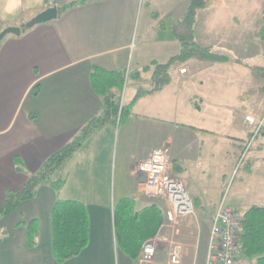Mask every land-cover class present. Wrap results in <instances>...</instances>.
<instances>
[{
    "label": "crops",
    "instance_id": "crops-1",
    "mask_svg": "<svg viewBox=\"0 0 264 264\" xmlns=\"http://www.w3.org/2000/svg\"><path fill=\"white\" fill-rule=\"evenodd\" d=\"M68 2L0 0V32L8 27L21 29L47 8ZM240 3L208 0L197 14L194 29L199 46L230 61L212 63L194 57L185 66L174 64L168 86L141 97L132 115L118 126L93 133L58 173L65 180L58 193L43 186L34 199L0 221V264H58L52 254L51 228L57 199L84 203L90 220L88 246L64 264H139L118 247L113 212L120 201L133 199L136 210L155 205L165 220L164 202L138 194L144 175L136 172L138 162L163 148L169 150L174 175L183 182L195 212L212 213L222 199V182L214 181L219 164L228 158L232 163L240 159L249 139L244 119L262 117L264 110V73L255 71L262 67L249 64L246 55L254 42L264 49V38L256 36V29L237 28L236 21L246 18V12L242 15L238 10L253 8L252 0H245L244 6ZM188 4L189 0H105L68 10L1 41L0 203L6 192L20 190L29 174L100 112L101 98L90 81L93 68L134 72L152 61L166 63L178 54L180 45L168 28L184 16ZM260 16L263 19L264 10ZM183 68L185 74L180 73ZM150 89L151 73L129 78L123 102L128 104L139 90ZM118 127L125 131L113 161L109 145ZM15 158L21 159L25 172H16ZM244 203L241 194L226 199L229 208L240 211L239 217L252 205L264 207L261 202ZM33 221L39 235L30 247L27 227ZM191 224L192 219L185 218L179 226L178 240L185 247L183 264H205L208 236L200 248L184 241Z\"/></svg>",
    "mask_w": 264,
    "mask_h": 264
},
{
    "label": "trees",
    "instance_id": "trees-1",
    "mask_svg": "<svg viewBox=\"0 0 264 264\" xmlns=\"http://www.w3.org/2000/svg\"><path fill=\"white\" fill-rule=\"evenodd\" d=\"M102 1L105 0H72L58 7V15ZM207 6L208 0H189L184 16L168 28L180 45L178 54L168 62L152 61L134 72H109L96 67L92 69L90 81L93 91L101 98L100 112L88 120L60 150L50 154L36 172L29 174L20 190L6 192L4 200L0 203V221L12 214L23 202L34 199L43 186H49L58 193L65 183L63 178L58 177V173L80 150L83 143L96 131L106 126H118L131 116L134 105L141 97L159 92L168 86L171 82L169 71L174 64H184L194 57L212 63L230 61L228 57L216 55L211 48L201 47L195 41L197 14ZM27 24L21 25L22 32L30 29ZM160 27L165 29L164 24ZM256 36L264 38V25L256 32ZM235 61L241 63L240 60ZM254 70L264 73L263 68ZM144 73H151V89L139 90L133 100L125 104L122 96L126 81L129 78L137 80ZM38 90L37 85L32 94L37 96ZM30 118L34 119L35 116ZM14 164L16 172H25L21 159L15 158ZM135 207L133 199H124L117 204L113 212L116 243L131 260L138 259L143 243L154 237L164 222L163 212L157 206L150 205L139 211ZM240 219L241 258L246 263L253 259L255 264H264V207L252 205L242 213ZM51 228L52 254L56 263L64 264L78 257L89 242L90 220L86 205L79 201L57 199L51 211ZM38 235L37 222L29 223L27 237L30 247L36 245Z\"/></svg>",
    "mask_w": 264,
    "mask_h": 264
},
{
    "label": "built area",
    "instance_id": "built-area-1",
    "mask_svg": "<svg viewBox=\"0 0 264 264\" xmlns=\"http://www.w3.org/2000/svg\"><path fill=\"white\" fill-rule=\"evenodd\" d=\"M181 74L186 69L180 70ZM249 139L240 155V163L251 151L264 126V116H246ZM136 172L144 175L138 194L154 202H164L165 220L155 237L143 243L139 264H156L161 245L167 247L166 264H183L185 247L179 242V226L183 219L196 216L194 203L183 182L174 175L172 159L167 148L154 151L149 158L138 162ZM241 219L226 205L225 197L214 208L208 235L205 264H245L240 250Z\"/></svg>",
    "mask_w": 264,
    "mask_h": 264
},
{
    "label": "rangeland",
    "instance_id": "rangeland-1",
    "mask_svg": "<svg viewBox=\"0 0 264 264\" xmlns=\"http://www.w3.org/2000/svg\"><path fill=\"white\" fill-rule=\"evenodd\" d=\"M246 1L247 3L250 2V0ZM244 2L245 0H241V3L238 5L244 6ZM252 3V11L249 9L247 11H244L243 7H241L242 9L238 10V13H241L242 15H244V12H246V18L244 19L243 17V20L239 18L238 21H236L237 28L259 30L264 25V21L260 16L261 11L264 10V0H252ZM27 23L28 22L25 21L23 24ZM255 43L257 42H254V46H252L251 50L246 53V55L248 56L247 62L251 65L261 66L262 68H264V49L259 47ZM183 66H185V64H183ZM124 131V129H119L118 127L115 130L113 143L111 146L109 145L113 161L116 157V148L120 138V134L122 133L121 136L123 137ZM257 147L258 149H256ZM256 160H258V163H256ZM218 179L222 182L221 194L222 197H225V199L228 200L230 196H233V198H235L236 193L243 196V198L245 199L244 204H247V206L249 204H252V202H261L264 204V126L256 141L254 142L251 151L248 153L243 162L240 163L239 157L237 158L236 163H232L229 158L226 160H222L221 164H219V170L215 173L214 181H218ZM111 185L113 192L114 175L112 177ZM239 212L240 211L236 213L237 216H240ZM211 215L212 213L203 215L196 212V216L191 218L192 224L189 227L190 230L186 234H184L185 243H189L192 246L194 244H197L198 248L203 245V242H205L210 229ZM161 247V249L157 253L156 262H158L159 264H166L167 247L164 245ZM248 263L255 264V261L252 259Z\"/></svg>",
    "mask_w": 264,
    "mask_h": 264
},
{
    "label": "water",
    "instance_id": "water-1",
    "mask_svg": "<svg viewBox=\"0 0 264 264\" xmlns=\"http://www.w3.org/2000/svg\"><path fill=\"white\" fill-rule=\"evenodd\" d=\"M58 18V8L56 6H51L44 10L43 12L36 15L33 19H31L27 26L32 28L36 25L43 24ZM21 33V29L18 27H8L0 32V43L7 35H16L19 36Z\"/></svg>",
    "mask_w": 264,
    "mask_h": 264
}]
</instances>
